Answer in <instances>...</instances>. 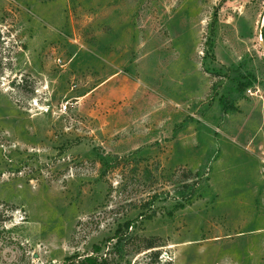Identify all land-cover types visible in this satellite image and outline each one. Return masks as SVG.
<instances>
[{"label":"rangeland","instance_id":"374dc122","mask_svg":"<svg viewBox=\"0 0 264 264\" xmlns=\"http://www.w3.org/2000/svg\"><path fill=\"white\" fill-rule=\"evenodd\" d=\"M263 9L0 0V264H264Z\"/></svg>","mask_w":264,"mask_h":264},{"label":"trees","instance_id":"16d2710c","mask_svg":"<svg viewBox=\"0 0 264 264\" xmlns=\"http://www.w3.org/2000/svg\"><path fill=\"white\" fill-rule=\"evenodd\" d=\"M262 37L264 38V32H262ZM209 50L212 51V45L209 46ZM241 90H244L245 88H249V86L246 85H238ZM230 107V106H229ZM229 109H234L229 108ZM182 180L181 183L177 186H175L172 190L173 196L176 200L174 201L172 208L167 212V216L169 218H172L178 211L182 210L185 208V204L191 203L194 199L199 198L201 196V191H202V183L200 181V173L197 171L195 173L191 171H185L182 172ZM193 179H195L193 181ZM158 195L154 194L152 199L156 198ZM186 202V203H185ZM155 217L154 211H151L150 208L148 209H143L140 212L139 218L144 219L145 221H151ZM134 225V222L127 221L124 224V227L126 230L129 228L132 229ZM119 231V229H118ZM125 236L121 235H114L112 239L116 240L115 244V251L118 253V247L122 244V241L124 240ZM142 249L143 251H149L152 249L157 248L158 246L149 239H142ZM102 249L99 246H94L92 249V254L85 256L82 259H77L72 261L70 264H108V259L107 258H100L98 255L101 253ZM153 257L155 260H157L158 253L154 252ZM165 264H170V263H165Z\"/></svg>","mask_w":264,"mask_h":264},{"label":"water","instance_id":"95a60500","mask_svg":"<svg viewBox=\"0 0 264 264\" xmlns=\"http://www.w3.org/2000/svg\"><path fill=\"white\" fill-rule=\"evenodd\" d=\"M263 18H264V9H263V12L261 14V17H260V20L258 22V29L260 31L261 27H262V21H263Z\"/></svg>","mask_w":264,"mask_h":264}]
</instances>
